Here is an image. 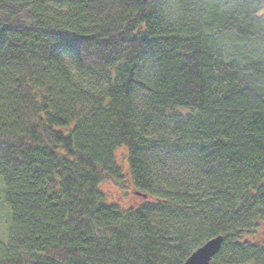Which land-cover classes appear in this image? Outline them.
I'll use <instances>...</instances> for the list:
<instances>
[{
  "label": "trees",
  "instance_id": "obj_1",
  "mask_svg": "<svg viewBox=\"0 0 264 264\" xmlns=\"http://www.w3.org/2000/svg\"><path fill=\"white\" fill-rule=\"evenodd\" d=\"M2 207L0 264H264V0H0Z\"/></svg>",
  "mask_w": 264,
  "mask_h": 264
},
{
  "label": "rangeland",
  "instance_id": "obj_2",
  "mask_svg": "<svg viewBox=\"0 0 264 264\" xmlns=\"http://www.w3.org/2000/svg\"><path fill=\"white\" fill-rule=\"evenodd\" d=\"M117 158L118 161L121 163V165H124L125 155L123 150L118 152ZM124 178L126 182L123 189L117 188L110 184H104L103 186H101L100 191L104 194L105 203L107 205H115L119 207L121 210H127L131 208H136L139 205L153 203L152 200L134 191V189L131 187L129 178L126 175V171L124 174ZM6 229H7V210L4 207H2L0 211V237L3 238L5 236Z\"/></svg>",
  "mask_w": 264,
  "mask_h": 264
},
{
  "label": "water",
  "instance_id": "obj_3",
  "mask_svg": "<svg viewBox=\"0 0 264 264\" xmlns=\"http://www.w3.org/2000/svg\"><path fill=\"white\" fill-rule=\"evenodd\" d=\"M143 3L150 0H140ZM223 237L212 238L193 251L183 264H210L212 259L219 253Z\"/></svg>",
  "mask_w": 264,
  "mask_h": 264
},
{
  "label": "bare ground",
  "instance_id": "obj_4",
  "mask_svg": "<svg viewBox=\"0 0 264 264\" xmlns=\"http://www.w3.org/2000/svg\"><path fill=\"white\" fill-rule=\"evenodd\" d=\"M217 237H218V236H217ZM221 237H222V236H221ZM214 238H215V237H214ZM211 239H212V238H211ZM209 240H210V239H209ZM207 241H208V240H207ZM207 241H206V242H207ZM204 243H205V242H204ZM204 243H203V244H204ZM222 243H223V242H222ZM203 244H202V245H203ZM221 246H222V245H221ZM199 247H200V246H199ZM199 247H198V248H199ZM196 249H197V248H196ZM196 249H195V250H196ZM195 250H194V251H195ZM192 252H193V251H192ZM192 252H191V253H192ZM219 252H220V251H219ZM216 256H217V255H216ZM216 256H215V257H216ZM188 257H189V256H188ZM215 257H214V258H215ZM214 258H213V259H214ZM213 259H212V260H213ZM184 262H185V261H184ZM211 262H212V261H211ZM211 262H210V264H211Z\"/></svg>",
  "mask_w": 264,
  "mask_h": 264
}]
</instances>
